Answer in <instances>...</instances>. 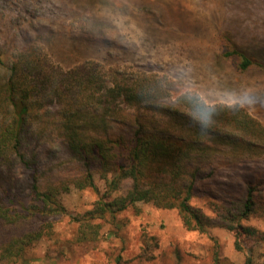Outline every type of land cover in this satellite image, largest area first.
I'll use <instances>...</instances> for the list:
<instances>
[{"label":"trees","instance_id":"trees-1","mask_svg":"<svg viewBox=\"0 0 264 264\" xmlns=\"http://www.w3.org/2000/svg\"><path fill=\"white\" fill-rule=\"evenodd\" d=\"M35 45L8 57L0 51V264H28L29 251L52 235L51 218L67 212L62 197L73 189L98 192L97 174L112 199L82 216L80 243L99 237L91 220L152 203L177 210L189 231L225 228L240 251L244 238L264 244V232L245 225L264 218L259 186L248 184L238 199L211 201L213 216L191 204L208 166L263 157L259 119L238 103L210 105L194 93L176 94L173 83L133 68L93 60L58 67ZM223 54L242 70L254 64L235 48ZM50 142L66 151L68 175L56 173L55 164L45 167L50 156H42L56 146L47 152L40 146ZM18 168L30 171L27 179L17 176ZM146 246L147 261L155 260L157 238ZM174 255L182 264L177 246ZM243 264L256 263L251 255Z\"/></svg>","mask_w":264,"mask_h":264},{"label":"rangeland","instance_id":"rangeland-1","mask_svg":"<svg viewBox=\"0 0 264 264\" xmlns=\"http://www.w3.org/2000/svg\"><path fill=\"white\" fill-rule=\"evenodd\" d=\"M30 44L43 47L58 67L93 60L106 68H133L173 83L176 94L194 93L210 105L238 103L264 124V0H0V51L8 57ZM233 48L253 66L242 70L224 56ZM51 146L54 153L42 156L43 161L50 156L45 167L55 164L56 173L68 175L72 168L65 150L50 142L40 151ZM203 172L206 178L191 204L208 216H213L211 201L241 198L250 183L259 186L264 205V155L233 165L216 161ZM29 174L17 169L21 180ZM95 178L98 192L73 189L62 197L67 212L51 218L52 235L33 247L25 262L117 264L122 256V264H176L177 246L182 264H243L251 255L264 264L262 242L244 238L240 251L225 228L189 231L177 210L152 203L91 220L99 237L80 243L82 216L112 199L106 182L98 174ZM245 225L264 232L263 217ZM151 237L159 247L153 251L156 259L147 261Z\"/></svg>","mask_w":264,"mask_h":264}]
</instances>
